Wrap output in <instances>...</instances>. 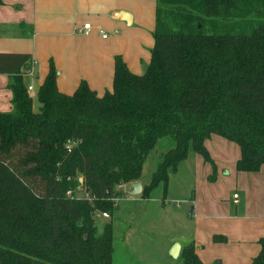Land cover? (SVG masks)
Returning <instances> with one entry per match:
<instances>
[{
	"label": "trees",
	"instance_id": "trees-1",
	"mask_svg": "<svg viewBox=\"0 0 264 264\" xmlns=\"http://www.w3.org/2000/svg\"><path fill=\"white\" fill-rule=\"evenodd\" d=\"M153 35L144 73L117 55L113 90L103 96L85 80L74 94L61 92L51 62L38 110L23 76L31 56L0 53L13 91L12 111L0 112V264H114L113 220L100 230L94 212L116 213L108 199L120 195L118 184L141 180L161 139L173 145L144 199L162 186L165 202L191 151L215 177L205 145L214 134L239 145L238 171L264 169V0H158ZM79 184L96 200L69 197ZM259 243L251 264H264ZM180 258L205 264L194 241Z\"/></svg>",
	"mask_w": 264,
	"mask_h": 264
},
{
	"label": "crops",
	"instance_id": "crops-1",
	"mask_svg": "<svg viewBox=\"0 0 264 264\" xmlns=\"http://www.w3.org/2000/svg\"><path fill=\"white\" fill-rule=\"evenodd\" d=\"M157 4L158 0H0V53L29 54L30 62L36 60L35 75H25L30 64L23 76L26 85H33L37 93L54 62L61 92L72 95L85 80L103 96L113 90L117 55L138 75L150 63ZM88 22L91 32H80ZM10 80L11 74L0 73V112L13 109ZM33 105L37 110V96ZM205 145L217 166L215 177L213 165L194 151L171 176L166 201L189 198L192 214L180 206L176 214L181 217V227L190 222L191 229L167 239L164 262L177 259L170 255L176 242L182 251L194 241L205 264H251L264 238V169L238 171L241 149L220 135H212ZM182 169L189 173L191 185L177 194L171 187ZM120 203L116 213L122 211ZM215 235L227 240L215 242Z\"/></svg>",
	"mask_w": 264,
	"mask_h": 264
},
{
	"label": "rangeland",
	"instance_id": "rangeland-1",
	"mask_svg": "<svg viewBox=\"0 0 264 264\" xmlns=\"http://www.w3.org/2000/svg\"><path fill=\"white\" fill-rule=\"evenodd\" d=\"M39 107L40 105L38 109ZM172 145V139H161L157 147L148 155L141 177L144 183L148 184L151 181L160 156ZM190 185L189 173L182 169L174 176L171 190L178 194L185 188L187 190ZM129 190L128 186L124 192ZM127 197H133L134 201H127L125 197L120 203L121 213H115L110 218L95 216L100 230L105 222L113 220L114 264H165L162 254H164L167 239L180 232L187 233L191 229L190 222L187 227H181L182 223H179L181 217L176 214L179 206L185 208L187 214H192L189 198H182L180 204H177V200L174 202L165 200L164 208L162 203H164L165 195L162 186L155 189L148 199L142 198L141 195ZM182 242L184 243L183 240ZM166 264H183V260L181 258L170 259Z\"/></svg>",
	"mask_w": 264,
	"mask_h": 264
},
{
	"label": "built area",
	"instance_id": "built-area-1",
	"mask_svg": "<svg viewBox=\"0 0 264 264\" xmlns=\"http://www.w3.org/2000/svg\"><path fill=\"white\" fill-rule=\"evenodd\" d=\"M92 30V24L90 22L85 23L83 25V27L79 28V31L84 33V34H89ZM103 33V32H102ZM103 37H107V34H103ZM36 65V60H32L31 62V68L28 69L25 73L26 76H34L35 72H34V67ZM27 91L28 94L32 97L37 96V92L35 90V87L33 85H27ZM131 183H120L116 186L115 190L117 192L120 193V195L118 196H113L110 197L108 200L112 201L114 203L115 206H118L120 201L123 200L125 197L127 196H133L130 194L131 191ZM130 187V190L127 192H124V190L127 187ZM67 195L71 198H77V199H88L89 201L93 202L96 200V197L91 196L89 192H87V190L85 189V187L82 184H79L75 189H70L67 192ZM235 198H238V194L234 195ZM177 204H180L182 201L177 200L176 201ZM94 216H100V217H104V218H110L111 214L107 211H100V210H95L94 212ZM96 219V218H95Z\"/></svg>",
	"mask_w": 264,
	"mask_h": 264
},
{
	"label": "water",
	"instance_id": "water-1",
	"mask_svg": "<svg viewBox=\"0 0 264 264\" xmlns=\"http://www.w3.org/2000/svg\"><path fill=\"white\" fill-rule=\"evenodd\" d=\"M124 15V14H123ZM131 191L130 194L135 196V195H141L142 191H143V184L139 181V182H135L131 185ZM193 211V208H192ZM181 254V244L180 242H176L171 250H170V255L174 258H178Z\"/></svg>",
	"mask_w": 264,
	"mask_h": 264
}]
</instances>
